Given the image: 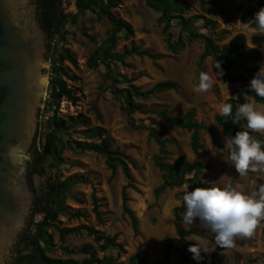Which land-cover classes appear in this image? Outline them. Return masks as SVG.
I'll return each instance as SVG.
<instances>
[{
	"label": "rangeland",
	"instance_id": "rangeland-1",
	"mask_svg": "<svg viewBox=\"0 0 264 264\" xmlns=\"http://www.w3.org/2000/svg\"><path fill=\"white\" fill-rule=\"evenodd\" d=\"M108 1L114 4L111 12L129 24L134 32L133 37H126L124 30L117 34V42L110 51L112 59H103L113 31V26L106 19H98L92 11L78 10L73 0H63L57 7L63 21L50 40L36 132L38 148L44 136L53 131L48 126V120L53 115L63 120L66 127L65 130H55V154L47 157L38 172L29 173L34 199L37 197L45 204L48 202L49 207L56 211L57 219L54 223L41 226L44 214L30 216L27 224L30 231L26 233V227L23 232L28 235V241L20 243L19 240L15 257L18 251L22 255H32L34 247L30 242L39 235V248L49 258L81 261L87 256L66 254L63 249L75 252L85 245L91 246L100 258L103 253L98 251L92 237L85 231L60 238V230L86 226L104 236L115 237L117 243L123 245L124 254L113 249L105 253L119 264H127L128 258L136 254L144 255L148 264H164L166 242L176 239L173 209L179 205L181 194L187 191L188 184L158 191L162 184L161 172L155 165L159 148L149 139L148 128H153L166 141L167 163L184 157L189 162L198 161L207 165L201 175L202 187H223L231 183L237 190L250 194L264 184V172H249L246 176L236 172L229 159L228 139L215 122L220 115V105L234 98L236 85L218 76L210 91H194L199 73L210 72L214 63L211 57L201 59L202 43L186 42L174 54L166 47L159 13L148 8L145 0H93L95 10ZM257 1L222 0L219 7L213 8L206 0H170L184 10L182 18L194 31L209 37L219 47L227 45L235 36H242L246 48H257L260 52V60L248 64V68L264 72V45L253 46L250 43L253 35H261L258 26L252 21H242L244 11L255 8ZM180 28V20H173L170 30L173 39H176ZM212 70L218 71L214 65ZM55 72L78 98L74 105L64 99L54 104L49 98L48 84ZM163 82H174L175 89L154 92L145 100L135 99L134 104L142 112L131 116L132 125L124 109L126 104L122 91L149 92ZM249 101L252 100H246ZM162 109L177 117L193 111L194 120L204 128L199 132L200 150L195 153L191 150L187 131L172 128L158 117L157 112ZM82 120L88 122V128H102L111 148L124 153L129 162L130 182L119 169L112 174L103 156L80 151L76 147L75 142L97 143L84 138L82 132L85 128L79 125ZM252 133L264 146V134ZM57 183L64 186L50 196V186ZM127 184L126 207L136 218L135 232L123 209L122 191ZM183 217V228L195 232L187 241L203 244L209 250L201 251L200 260L192 256L191 264H264V230L261 223L251 238H237L235 247L220 248L214 242V233L202 227L199 220L188 225ZM178 247L176 242L172 243L173 249L166 264H179Z\"/></svg>",
	"mask_w": 264,
	"mask_h": 264
},
{
	"label": "trees",
	"instance_id": "trees-1",
	"mask_svg": "<svg viewBox=\"0 0 264 264\" xmlns=\"http://www.w3.org/2000/svg\"><path fill=\"white\" fill-rule=\"evenodd\" d=\"M63 0H35L37 7L38 21L44 32L47 34L49 40L58 32V27L63 21V16L57 12V7L61 4ZM75 7L80 11H92L98 17V19H106L112 26L113 31L108 41V47L103 53V59H112L111 49L115 46L117 42V34L122 30L126 32V37H133L134 32L132 27L125 21L117 18L111 9L114 8L112 1H108L106 5H99L95 10V3L93 0H73ZM222 0H206V3L210 7H219ZM145 4L151 10L159 13V23L162 25L161 33L164 36L167 49L172 53H177L180 51L185 43L192 41H199L203 45V54L201 59L211 57L212 60L221 62V68L224 71V75L220 76L222 79L226 80L230 84H235V96L233 99L229 100L228 103L233 105V116L232 117H222L221 115L215 118L216 124L221 128L223 135L229 140L235 135L237 131L246 130V120L241 119L238 123L233 124L232 118L235 116L236 109L242 103H246L247 99L254 100L256 103L264 104V98H261L255 94V92L250 90V80L258 72V68H248V64L257 62L260 60V52L257 48H246L245 40L242 36L233 37L227 45L219 47L213 42L209 37L194 31L188 24L187 20L182 18L184 10L170 2V0H145ZM264 7V0H258L256 7L247 9L242 15V21L248 22L252 21L255 23V13ZM180 20L181 28L176 39H173L171 33V25L173 20ZM86 35V34H84ZM87 36V35H86ZM88 37V36H87ZM89 39H91L89 37ZM250 43L253 46L264 45V34L253 35L250 38ZM70 59V56H66ZM62 58V56H61ZM108 66V63H107ZM116 81V80H115ZM49 98L52 103L59 104V102L64 99L65 101L75 104L78 101L75 93L68 88L65 81L60 77L58 72H55L54 76L50 77L49 80ZM175 89L174 82H163L155 85L152 91L140 92L138 90L125 89L122 91L124 93V101L126 110L130 123L133 125L131 116L135 112H142L139 106L134 104L135 99H147L152 93H161L166 91H171ZM157 115L162 119L168 126L172 128H178L187 131L190 134V147L195 153L201 149L199 143V132L203 130V126L198 124L194 120L193 111L189 110L184 113L183 116L177 117L170 115L166 109H162L157 112ZM227 120V122H225ZM79 125L84 127L82 134L85 139L95 140V142H75L76 147L80 151H91L98 155H101L105 159L106 167L115 173L119 169L120 173L126 179L127 182L131 181V173L129 162L123 152L112 149L109 141L105 138V131L100 128H88V122L82 120ZM48 126L53 128V131L44 136L43 142L40 144V148L37 145V140L35 138L32 145L30 155L31 158L28 161V172L30 174L38 172L42 167L44 161L47 157L54 155L56 152V135L55 130L62 129L65 130V122L56 115H53L48 120ZM250 134L254 137L253 133ZM148 137L159 148V154L155 158V165L161 172L162 184L158 191H163L166 189L180 188L185 184H188L187 191L193 190L195 187H202L201 175L204 170L207 169V165H204L198 161L189 162L184 157H179L172 163L166 162V141L162 140L153 128H148ZM262 149H264V146ZM64 185L57 183L56 185H51L49 190V195L52 196L57 189L62 188ZM129 187L127 184L122 191V203L124 212L129 216L130 223L134 232L136 231L137 221L132 212L126 207L127 197L125 190ZM258 191V188L256 189ZM186 192V191H185ZM183 192L180 197V203L173 209V226L176 235L175 240H167L165 245L163 263L166 264L170 253L172 251V243L176 242L179 247L177 252L179 255V264H191L192 253L188 251L190 244L187 241L188 237L195 234L194 231H186L182 226V216L186 212V206L183 202ZM36 214H44V221L41 226L47 223H54L57 219V213L51 206L49 207L48 202L45 204L44 200L41 198L34 199V205L32 209V216ZM264 230V221H261ZM30 231V226L27 227L26 233ZM85 231L86 234L92 237L93 242L97 245L98 251L103 253L102 257H97L92 247L85 245L81 247L78 251H71L64 248L63 251L66 254H81L87 256L86 259L81 261L73 259H52L47 257L39 248L38 240L40 236L33 239L30 243L34 247L32 255H22L18 251L14 261L11 264H119L116 259L105 253L110 250H116L119 254H124L125 250L123 245L117 243L115 237L104 236L101 232L92 230L86 226H77L74 228H66L60 230V238L63 239L65 236L79 233ZM24 233L20 237V243L28 241V235ZM127 264H148L147 258L144 255H133L127 260Z\"/></svg>",
	"mask_w": 264,
	"mask_h": 264
},
{
	"label": "water",
	"instance_id": "water-1",
	"mask_svg": "<svg viewBox=\"0 0 264 264\" xmlns=\"http://www.w3.org/2000/svg\"><path fill=\"white\" fill-rule=\"evenodd\" d=\"M50 53L35 0H0V264H11L34 205L28 172Z\"/></svg>",
	"mask_w": 264,
	"mask_h": 264
},
{
	"label": "clouds",
	"instance_id": "clouds-1",
	"mask_svg": "<svg viewBox=\"0 0 264 264\" xmlns=\"http://www.w3.org/2000/svg\"><path fill=\"white\" fill-rule=\"evenodd\" d=\"M254 21L258 32L264 34V7L255 13ZM213 65L218 71L213 72ZM223 75L221 62L215 60L211 64L210 72L199 73L194 91H210L217 77ZM249 87L257 96L264 98V72H257L250 80ZM218 111L222 117H232L233 105L223 103ZM241 119L246 120L247 130L237 131L227 141L229 159L240 176H246L249 172H264V149L260 141L250 134H264V104L258 105L254 100L240 104L232 123L236 124ZM183 202L186 206L183 217L185 223L192 225L199 220L202 227L214 233V242L220 248L235 247L237 238H251L261 221H264V184L259 186L258 191L250 194L237 190L231 183L223 187H195L185 192ZM202 250L209 251L206 246L198 243L188 247V251L196 260L202 259Z\"/></svg>",
	"mask_w": 264,
	"mask_h": 264
},
{
	"label": "flooded vegetation",
	"instance_id": "flooded-vegetation-1",
	"mask_svg": "<svg viewBox=\"0 0 264 264\" xmlns=\"http://www.w3.org/2000/svg\"><path fill=\"white\" fill-rule=\"evenodd\" d=\"M30 215H31V217H32V212H31V214H30Z\"/></svg>",
	"mask_w": 264,
	"mask_h": 264
}]
</instances>
